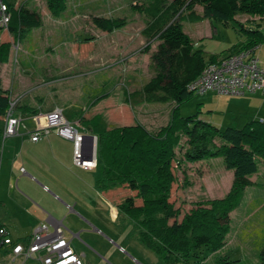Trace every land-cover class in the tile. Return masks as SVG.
<instances>
[{
	"label": "rangeland",
	"instance_id": "obj_1",
	"mask_svg": "<svg viewBox=\"0 0 264 264\" xmlns=\"http://www.w3.org/2000/svg\"><path fill=\"white\" fill-rule=\"evenodd\" d=\"M143 2L67 0L66 10L54 16L47 9L45 0H16V6L23 3L33 9L42 24L18 40L8 31H2L1 39L12 42L8 61L0 63L2 86L10 93L11 99L19 97L20 104H33L34 95H43L44 98L34 99L36 104L43 101L65 107V118L68 116L66 119L80 133L85 132L78 122L80 113L86 116L100 113L110 125L138 122L150 131L156 130L168 122L174 106L172 101L145 102L134 107L124 102L125 91L136 90L154 74L150 55L158 42L153 40L147 45L141 33L145 17L136 7ZM194 9L202 13L200 5H195ZM94 16L125 17L127 23L111 32L103 31L93 22ZM252 18L259 21L257 17L246 14L236 16L240 22ZM181 23L194 48L201 49L205 58L224 56L232 45L246 40L235 21L224 26L213 18L204 17L194 22L183 19ZM256 53L264 63V42L258 45ZM250 97L253 100L249 101ZM260 107L264 110L263 92L229 95L207 91L194 93L180 105L179 113L187 116L199 111L200 119L221 129L229 126L239 128ZM25 124L26 127H21L20 131L35 129L33 122ZM50 131L55 132V129ZM13 136L4 140L6 145ZM2 143L0 138V151ZM184 149L183 137L181 146L176 148L173 162L176 180L170 196V201L181 214L188 211L193 202L224 196L233 178V169L225 166L221 156L188 161L184 157ZM255 161L257 169L248 175L252 184L244 188L239 203L229 212L225 244L214 252L205 253L207 264H213L218 254H228L236 259L235 264H259V251L264 244V159L256 156ZM84 169L88 171L83 174L89 183L80 190L83 189L87 198L94 199V204L100 206L93 219L102 227L90 238V243H85L89 246L85 251L90 264H161L155 254L138 241L132 221L118 212L114 214L109 204L101 199L96 187V170ZM111 190L120 194L119 198L132 193L123 186ZM63 219L64 225L71 230L70 227H76L82 218L76 215L75 219L72 216ZM79 242H84L81 236L73 240L74 244ZM7 261L8 257L0 251V262Z\"/></svg>",
	"mask_w": 264,
	"mask_h": 264
},
{
	"label": "trees",
	"instance_id": "obj_2",
	"mask_svg": "<svg viewBox=\"0 0 264 264\" xmlns=\"http://www.w3.org/2000/svg\"><path fill=\"white\" fill-rule=\"evenodd\" d=\"M4 2L10 20L6 28H0V35L8 31L15 40L23 39L32 28L41 26L39 15L27 5L16 6V0ZM45 3L54 16L67 8V0H45ZM195 5L202 7L201 14L194 9ZM136 8L145 17L141 33L147 45L153 40L158 43L150 55L153 76L136 90L125 91L124 102L134 107L145 102L172 101L174 106L168 122L154 131L138 122L110 125L100 113L79 114L78 122L85 132L96 137L93 167L97 172L96 187L99 192L117 186L132 191L117 203L118 214L132 221L138 241L153 252L161 264H207L205 253L214 252L225 244L229 212L239 203L244 188L252 184L248 175L257 169L256 156L264 159V118L250 119L239 128L221 129L200 119L199 111L182 116L179 107L195 93L188 90V84L208 64L253 47L257 52L258 45L264 42V0H144ZM241 14L257 17L259 21L252 18L240 22L236 16ZM204 17L213 18L224 26L237 22L246 40L232 45L224 56L205 58L201 49L194 48L181 23L183 19L194 22ZM92 19L98 28L108 32L127 23L125 17L94 16ZM11 46L12 42L0 36V63L8 61ZM9 101L10 93L3 88L0 79L1 143ZM15 112L26 116L28 122L39 111L17 102ZM183 137L186 160L221 156L225 166L233 169V178L224 196L193 202L191 208L181 214L170 196L176 180L173 169L176 148L181 146ZM235 262L228 254H218L213 264ZM259 264H264V244L259 251Z\"/></svg>",
	"mask_w": 264,
	"mask_h": 264
},
{
	"label": "crops",
	"instance_id": "obj_3",
	"mask_svg": "<svg viewBox=\"0 0 264 264\" xmlns=\"http://www.w3.org/2000/svg\"><path fill=\"white\" fill-rule=\"evenodd\" d=\"M258 92L264 93V91ZM41 97L44 98L43 95H34L33 104H22L36 108L42 113L54 107H62L64 111L65 107L52 102L46 104L41 101L36 104L37 101L34 99L39 100ZM251 98L249 101L253 100ZM245 99L248 98H243ZM253 113L250 116L254 115V117L248 116V120L264 118L262 107ZM28 123L32 122L28 121ZM34 133H36L34 127L26 132L19 131L8 141L7 145L5 141L2 143L0 151V226L8 229L13 241L27 243L37 225L47 223L52 228L53 225L62 223L65 227V236L71 240L76 252L82 255L84 264H90L85 251L87 246L85 243H90V238L94 236V233H99L102 227L93 219L96 209L99 210L100 206L94 204V199L87 198L83 189L80 190L88 186L89 181L85 180L83 174L87 169L73 161L72 140L61 137L54 131H49L46 134L38 132L40 137L34 141L31 139ZM40 190L47 194L39 193ZM99 195L116 214L118 212L116 205L123 199L119 198L120 194H114L112 190H108L104 193L99 192ZM76 215L81 217L82 221H77L76 227H70L73 232L67 228V225H64L63 218L72 216L75 219ZM79 236L84 242L74 244L73 240ZM8 250L4 246L0 248V251L8 257V261L2 263L20 264L19 259L14 261L11 259Z\"/></svg>",
	"mask_w": 264,
	"mask_h": 264
},
{
	"label": "built area",
	"instance_id": "obj_4",
	"mask_svg": "<svg viewBox=\"0 0 264 264\" xmlns=\"http://www.w3.org/2000/svg\"><path fill=\"white\" fill-rule=\"evenodd\" d=\"M10 13L4 0H0V28H6ZM188 90L195 93L207 91L216 94L244 95L264 91V63L255 52V47L240 51L227 58L208 64L201 73L188 84ZM19 97L10 98L9 106L3 118L2 142L9 136L25 128L26 116L15 112ZM35 124L36 133L32 140H38V132L44 134L51 129L73 142L74 162L83 168H93L96 159H82L80 150V132L68 121L61 108L55 107L48 112H38L30 117ZM65 227L57 223L49 227L47 223L37 225L27 243L15 242L8 229L0 226V248L7 247L11 259L20 260V264H84L81 254L76 252L65 234ZM0 264H4L0 262Z\"/></svg>",
	"mask_w": 264,
	"mask_h": 264
},
{
	"label": "water",
	"instance_id": "obj_5",
	"mask_svg": "<svg viewBox=\"0 0 264 264\" xmlns=\"http://www.w3.org/2000/svg\"><path fill=\"white\" fill-rule=\"evenodd\" d=\"M80 137H81L80 150L83 155L82 159H89V160L96 159V137L87 132H81ZM41 186L43 187V185Z\"/></svg>",
	"mask_w": 264,
	"mask_h": 264
}]
</instances>
